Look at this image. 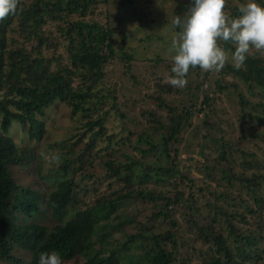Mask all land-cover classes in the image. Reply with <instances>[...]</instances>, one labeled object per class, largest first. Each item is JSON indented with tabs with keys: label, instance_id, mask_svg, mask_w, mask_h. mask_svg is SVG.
Segmentation results:
<instances>
[{
	"label": "trees",
	"instance_id": "trees-1",
	"mask_svg": "<svg viewBox=\"0 0 264 264\" xmlns=\"http://www.w3.org/2000/svg\"><path fill=\"white\" fill-rule=\"evenodd\" d=\"M255 2L264 6V0ZM129 5L125 0L117 10ZM187 5L176 6V13ZM96 7L95 0H19L16 13L0 20V263L38 264L41 252L56 251L63 264H258L264 257V162L247 161L240 170L229 166L213 175L206 171L203 177L215 185L195 189L190 181L198 179L180 166L176 149L190 114L163 101L156 106L166 110V125L149 114L148 127L123 135L124 127L113 143L105 117L113 110L121 121L123 114L114 89L97 91L115 55L113 27L85 20ZM239 15L235 7L229 18ZM48 24L63 42L45 30ZM218 44L228 55L235 51L230 42ZM60 45L66 62L53 59L51 70L52 60L44 54ZM121 54V60L133 59ZM222 71L264 89V57L254 49L240 70L227 62ZM108 98L111 104L104 109ZM58 105L67 109L68 120L81 124L71 139L52 144L51 158L59 156V163L52 160L56 168L41 177L54 185L45 194L12 176L11 166L37 176L41 172L30 166L37 157L33 147H16L9 132L16 129L27 142H39L47 110ZM252 115L241 118L245 131L262 121ZM102 141L105 146L97 145ZM217 157L225 160L223 148ZM95 166L109 194L82 207L78 182L97 185L99 175H81ZM187 189L192 194L185 195ZM128 201L148 205L134 212L147 213L144 222L127 216L122 224L117 209Z\"/></svg>",
	"mask_w": 264,
	"mask_h": 264
},
{
	"label": "rangeland",
	"instance_id": "rangeland-1",
	"mask_svg": "<svg viewBox=\"0 0 264 264\" xmlns=\"http://www.w3.org/2000/svg\"><path fill=\"white\" fill-rule=\"evenodd\" d=\"M95 1L96 9L93 14L87 15L85 20L113 27L115 55L105 66L104 76L97 87V91H102H98V95L114 89L117 109L123 114L121 121L117 119L113 110L105 117L104 126L107 133L112 136L113 143L118 141L124 127L127 130L123 131V135H128V131L138 133L148 127V121L152 119L148 118L149 114H153L155 120L166 125L168 118L166 110L158 109L156 106L159 101H163L178 109L183 107L185 113L190 114L188 122L180 128L176 149L178 153L180 152V166L185 167L192 177L198 179L190 181L195 185V189L203 188L204 184L215 185L209 178L203 177L206 171L208 175H213L219 169L223 170L229 166L232 170H240L247 161L264 162V89L249 87L222 70L219 73L205 72L199 67L189 69L185 77L188 83L182 89L177 88L178 91H174L175 87L167 82L168 77L174 75L171 72L173 66L171 56L174 55L171 43L179 31L174 28L172 20L175 16L185 15L190 4L188 0H129L130 5L124 10H117V6L125 0ZM246 2L247 0H226L225 14L230 17L235 7L239 8ZM186 3H188L186 9L176 13L175 7L184 6ZM70 19L74 21L76 17L71 16ZM117 22L120 27H114ZM45 30L51 32L56 40L63 42L55 33L53 24H48ZM232 46L235 47L233 44ZM252 51L248 55L252 54ZM123 52L133 59L129 62L121 60ZM44 57L52 60L51 70H54L56 63L53 59L59 58L57 59L59 64L66 62L64 46L47 50ZM156 57L162 58L163 61L156 64L154 62ZM228 62L232 64L231 55ZM168 85L173 87V89L170 87V92L166 91ZM218 87L222 90L218 91ZM103 102L104 109L111 104L109 98ZM67 113V109L61 105L56 108L52 106L47 110V115L43 119L44 135L39 142H27L26 137L19 134L16 129L9 132L16 147H33V154L37 157L30 166L41 172L37 176L36 173H28L19 167L11 166L10 171L16 181L24 185L30 184L32 188L45 194L54 189L52 180L41 178L47 175L51 168H56L51 162L52 152H56V148L51 146L69 136L71 139L81 124L68 120ZM249 113L262 118V121L259 125H254L253 129L245 131L241 126L243 123L241 118ZM157 137L158 133L153 139ZM105 144L104 141L97 143L102 147ZM220 144L222 147H219ZM80 147L81 145L77 150ZM221 148L224 150L225 160L217 157ZM42 153L48 156L47 160L43 158ZM132 155L138 156L135 152ZM199 166L205 170L197 169ZM96 167L89 169V172L82 171L81 175L86 173L99 175L97 185L92 186L88 180L78 182L84 192L79 196L82 207L91 204L102 194L103 196L109 194L107 180L102 178L103 173ZM186 194L192 193L187 189ZM147 206L128 201L117 209V215L122 218L123 225L127 216L134 218L136 223H141L144 222L147 213L140 216L134 212L142 211ZM43 221L49 224V221ZM11 254L18 255L15 250H12ZM19 254L23 255L21 252ZM258 264H264V257Z\"/></svg>",
	"mask_w": 264,
	"mask_h": 264
},
{
	"label": "clouds",
	"instance_id": "clouds-1",
	"mask_svg": "<svg viewBox=\"0 0 264 264\" xmlns=\"http://www.w3.org/2000/svg\"><path fill=\"white\" fill-rule=\"evenodd\" d=\"M19 0H0V20L17 11ZM226 0H190L188 11L183 17L175 16L172 20L178 29L172 40L171 56L173 76L167 82L175 88L186 87L185 78L190 68L199 67L205 72L219 73L229 61L228 53L218 41L232 43L235 51L231 62L240 70L247 55L254 49L264 57V6L255 0H247L239 7L238 18L230 19L225 14ZM45 160L48 156L41 154ZM59 163V156L52 157ZM38 264H63L56 251L41 252Z\"/></svg>",
	"mask_w": 264,
	"mask_h": 264
}]
</instances>
